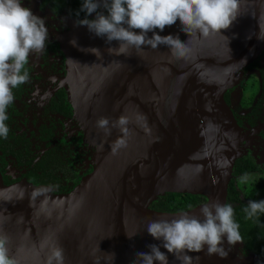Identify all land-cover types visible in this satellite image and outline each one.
Segmentation results:
<instances>
[{"label":"water","instance_id":"95a60500","mask_svg":"<svg viewBox=\"0 0 264 264\" xmlns=\"http://www.w3.org/2000/svg\"><path fill=\"white\" fill-rule=\"evenodd\" d=\"M183 27L177 20L156 31L179 37L184 55L165 45L109 54L117 41L109 44L77 25L61 39L71 98L79 96L76 105L88 114L100 143L101 187L55 195L28 182L5 185L0 176V234L9 237L18 264H48L57 245L64 249V264H133L137 252L161 245L146 230L150 221L182 212L199 216L205 203H226L235 160L246 151L224 94L264 49V0H240L236 20L221 32L186 33ZM92 48L100 50V58ZM122 115L129 121L127 136L112 126ZM101 117L109 119L110 135L97 127ZM118 138L126 145L116 148ZM34 190L42 195L32 198ZM166 192L206 200L177 212L149 209ZM224 247L230 248L226 238ZM161 251L169 264H182L162 246ZM206 253L207 246L187 255L191 264L240 262L236 245L226 258Z\"/></svg>","mask_w":264,"mask_h":264},{"label":"clouds","instance_id":"9594fccd","mask_svg":"<svg viewBox=\"0 0 264 264\" xmlns=\"http://www.w3.org/2000/svg\"><path fill=\"white\" fill-rule=\"evenodd\" d=\"M240 0H83L80 9L85 16L75 24L86 26L98 37H106L109 44L119 43L118 47H109V54L128 55L129 50H142L144 46L157 49L165 45L173 54L184 55L186 44L179 37L162 36L156 30L163 31L166 26L176 24L184 26L183 31L197 29L208 32H221L228 29L239 14ZM103 9V11H101ZM106 10V11H105ZM95 13V18L89 19ZM152 32V36L148 33ZM49 33L44 19L33 13L30 7L22 5V0H0V137L7 139L9 127L6 121L8 107L14 102L13 90L28 83L30 73L26 69L29 57L42 54L46 47ZM70 43L76 45L73 38ZM92 52L101 57L98 48ZM97 127L111 134L109 119L101 117ZM127 117L120 116L113 122L122 136L129 135ZM116 148L126 145L123 138L115 142ZM245 181L247 177L244 178ZM42 195L34 190L32 198ZM245 218L259 222L264 214V199L249 200L244 208ZM161 245L149 244V252H137L133 264H169L166 252L171 253L182 264H191V252H201L207 246V255L226 258L231 246L243 242L240 225L235 219V210L229 203L219 201L205 203L200 208V215L182 212L171 220H153L146 228ZM136 235V234H135ZM129 236V235H128ZM134 236V235H133ZM130 238L132 236H129ZM225 238L229 249L224 247ZM9 237L0 234V264H18L10 255ZM112 259L114 254H110ZM198 259V258H197ZM64 249L54 246L48 258V264H64ZM96 264H99L97 261Z\"/></svg>","mask_w":264,"mask_h":264},{"label":"flooded vegetation","instance_id":"af4514ba","mask_svg":"<svg viewBox=\"0 0 264 264\" xmlns=\"http://www.w3.org/2000/svg\"><path fill=\"white\" fill-rule=\"evenodd\" d=\"M69 3L75 4L71 1ZM69 3L67 0H22L23 6L30 7L35 15L44 19L49 37L44 52L29 57L26 69L30 73V80L13 90L14 102L7 109L9 119L6 123L9 134L7 139L0 137V176L5 185L28 182L37 186H46L56 194H65L76 186L82 176L92 170L88 165L83 168L76 163V152L80 143L83 142L82 153L87 154L88 163L91 162L93 155V151L88 148H93L94 144L89 141L85 126L82 122L77 125L73 116L75 107L71 102L69 91L71 84L67 77V57L63 52L62 42L59 41L60 36L64 37L72 30L77 19L85 16L84 12H81L79 17L72 12L70 14L67 10ZM92 18H95V13L89 16V19ZM263 54L264 50L253 60L257 62L258 67L243 70L258 69L260 67L258 60ZM260 79V92L253 97L252 102L249 100V103L246 102L240 109L234 106L230 90L225 92L224 99L242 129V145L246 153L241 157L253 161L257 167V170L250 172V177L261 176L260 180H264V73L262 72ZM245 108L247 110L241 112ZM4 144L7 148L6 152H4ZM21 151L34 157L33 163L28 165L26 159L20 160ZM47 152L59 157L62 165L55 170L54 175H50L51 179L49 177L47 183H34L29 178V171ZM53 181H61L63 189L56 186ZM235 245L240 262L231 261L230 264H264V256H258L248 249L244 250L239 242Z\"/></svg>","mask_w":264,"mask_h":264},{"label":"trees","instance_id":"16d2710c","mask_svg":"<svg viewBox=\"0 0 264 264\" xmlns=\"http://www.w3.org/2000/svg\"><path fill=\"white\" fill-rule=\"evenodd\" d=\"M69 1H71V3L75 2V4H70ZM82 1L83 0H67V3H69L67 6L69 13L71 14L72 12L73 14H76L81 7ZM256 67H258L257 62L252 61L243 69ZM258 99L260 100L261 97ZM3 148L4 152H6L7 148L5 144L3 145ZM20 155L22 156L20 157V160L24 161V159H26L28 165L33 163L34 157L29 156V153L21 151ZM60 161L61 159L59 157H56L53 153L47 152L33 164L32 169L28 174L29 178L34 183H47L50 175H54L55 170L61 167L62 162ZM254 170H257V167L253 161L248 160V158L241 157L235 160L232 177L227 187L226 203L231 204L235 210V219L240 225V232L243 237V242H239L242 245V248L244 250L248 249L256 253L258 256H264V214L260 215L259 222L257 223L255 220L246 219L243 211L244 208L247 207L249 200L264 199V191L257 197H249L246 195L245 185L243 186L237 181V178L242 175H245L250 180V172H253ZM53 182H55L56 186L58 185L63 189V187H61V181ZM251 182L252 184L259 186V188L264 189V180L258 182L252 179ZM205 200V197L199 194L166 192L163 195L158 196L148 207L149 209L157 211L177 212L192 208Z\"/></svg>","mask_w":264,"mask_h":264},{"label":"rangeland","instance_id":"374dc122","mask_svg":"<svg viewBox=\"0 0 264 264\" xmlns=\"http://www.w3.org/2000/svg\"><path fill=\"white\" fill-rule=\"evenodd\" d=\"M63 37L60 36L59 41L61 42V39ZM264 50V49H263ZM259 65L260 67L258 69H252L245 71L243 68H241L237 74V76L234 78L233 82L231 85H229L226 88V91L230 90V93L232 95L231 99L233 101L234 106L237 109H240L245 103H249L248 101L250 100L251 102L254 100L253 97H256V95L260 92V85H261V79H260V73H264V54L262 58L259 60ZM225 91V92H226ZM47 94V93H46ZM79 96L75 95L74 98L72 96L71 102L73 106L75 107L74 110V117L75 120L78 123H81L85 126V132L88 135V138L90 139L89 141L92 142L93 148H88L92 150L93 155L91 162L88 163V157L87 154H83L82 150L84 146L82 145L83 142L80 143L78 150L76 152V163L80 164L83 166H90L91 167V172L88 174H85L84 176L81 177V179L78 181L75 187L72 188V191L77 189L75 193H81L84 191H90L95 189L96 191L100 189L101 187V158H102V153H101V148H100V143L98 142L96 136H95V131L92 122L88 118V114L86 113L85 110L81 106H77L76 104L79 102ZM247 108L242 110L241 112H245ZM85 143V141H84ZM91 153V154H92ZM100 163V164H99ZM245 175H242L237 178L238 183H241L243 186L245 185V191L246 195L249 197H257L261 195L264 191V189L259 188L257 185L252 184V179H256V181H259L261 176H257V178H249L247 177V180L245 181ZM252 178V179H251ZM48 188V187H47ZM49 191L55 195H58L51 191ZM95 191V192H96ZM69 192V193H70Z\"/></svg>","mask_w":264,"mask_h":264},{"label":"bare ground","instance_id":"6f19581e","mask_svg":"<svg viewBox=\"0 0 264 264\" xmlns=\"http://www.w3.org/2000/svg\"><path fill=\"white\" fill-rule=\"evenodd\" d=\"M85 27H86V26H78V25H77V29H78V30H82V29H84Z\"/></svg>","mask_w":264,"mask_h":264}]
</instances>
